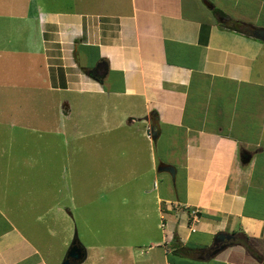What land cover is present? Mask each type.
Wrapping results in <instances>:
<instances>
[{"label":"crops","instance_id":"crops-1","mask_svg":"<svg viewBox=\"0 0 264 264\" xmlns=\"http://www.w3.org/2000/svg\"><path fill=\"white\" fill-rule=\"evenodd\" d=\"M216 9L264 28V0H0V54L22 85L56 97L64 115L140 125L98 148L131 153L140 200L154 182L163 236L149 243L163 251L144 264H264V41ZM154 143L162 154L144 170ZM155 167L171 181L148 180ZM22 198H0V264H57L53 229L37 227L42 204ZM220 232L232 238L213 253Z\"/></svg>","mask_w":264,"mask_h":264},{"label":"rangeland","instance_id":"rangeland-1","mask_svg":"<svg viewBox=\"0 0 264 264\" xmlns=\"http://www.w3.org/2000/svg\"><path fill=\"white\" fill-rule=\"evenodd\" d=\"M4 29L0 25V31ZM15 65L6 70V55L0 54V198L10 194L15 205V198L22 196L23 207L35 200L42 204L37 227L53 229L50 257L57 264L75 235L89 252L82 264H144L146 253L162 250L149 243L163 236V228L157 226L161 219L154 182L146 199L140 200L131 153L122 156L121 151L98 148L119 144L120 131H134L140 125H129V117L82 115L76 108L72 115H64L56 97L22 85L25 74ZM260 65L264 66V57ZM127 139L122 140L124 145L131 137ZM158 145L147 149L144 170L150 168L152 155L156 160L162 154ZM157 175L171 181L172 176L159 174L157 167L148 180ZM176 181L182 187L181 174Z\"/></svg>","mask_w":264,"mask_h":264},{"label":"water","instance_id":"water-1","mask_svg":"<svg viewBox=\"0 0 264 264\" xmlns=\"http://www.w3.org/2000/svg\"><path fill=\"white\" fill-rule=\"evenodd\" d=\"M244 33L250 35L251 37H254L256 39L264 41V28L260 27H253L251 25H245ZM149 117H145V120H148ZM147 134L152 137V139H156L155 135V128L152 125L148 130ZM175 167L169 164L162 163L158 167V171H168L173 176L175 175ZM232 235L226 232H220L216 235L214 240V251L213 253L218 252L220 249H222L226 245V241L231 239ZM87 256V251L84 245L81 243L80 239L77 235H75L74 239L72 240L71 244L68 247V250L64 256V259L61 264H74V263H80L85 260Z\"/></svg>","mask_w":264,"mask_h":264},{"label":"trees","instance_id":"trees-1","mask_svg":"<svg viewBox=\"0 0 264 264\" xmlns=\"http://www.w3.org/2000/svg\"><path fill=\"white\" fill-rule=\"evenodd\" d=\"M216 13L222 19L221 21L224 26H227L231 29L238 30V31L242 30L245 26V23H243L242 21L230 18L225 12H223L220 9H216Z\"/></svg>","mask_w":264,"mask_h":264},{"label":"built area","instance_id":"built-area-1","mask_svg":"<svg viewBox=\"0 0 264 264\" xmlns=\"http://www.w3.org/2000/svg\"><path fill=\"white\" fill-rule=\"evenodd\" d=\"M150 136V135H149Z\"/></svg>","mask_w":264,"mask_h":264}]
</instances>
